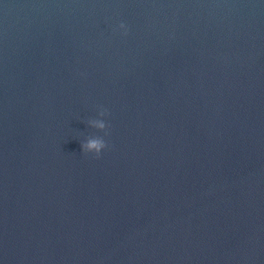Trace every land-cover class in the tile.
<instances>
[{
	"label": "water",
	"instance_id": "95a60500",
	"mask_svg": "<svg viewBox=\"0 0 264 264\" xmlns=\"http://www.w3.org/2000/svg\"><path fill=\"white\" fill-rule=\"evenodd\" d=\"M0 264H264V0H0Z\"/></svg>",
	"mask_w": 264,
	"mask_h": 264
},
{
	"label": "clouds",
	"instance_id": "9594fccd",
	"mask_svg": "<svg viewBox=\"0 0 264 264\" xmlns=\"http://www.w3.org/2000/svg\"><path fill=\"white\" fill-rule=\"evenodd\" d=\"M119 28L123 29L125 33L127 32V27L123 21L120 22ZM96 113L97 114L95 116L90 117L87 120V123L92 128L104 130V134L103 135L92 134L86 136L82 142V149L84 152L92 153L96 156H100L108 146L105 136H107L108 134L109 125H108V121L103 118L108 115V109L103 106H99L97 108Z\"/></svg>",
	"mask_w": 264,
	"mask_h": 264
}]
</instances>
